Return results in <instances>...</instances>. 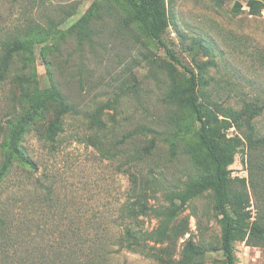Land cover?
<instances>
[{
    "label": "rangeland",
    "instance_id": "374dc122",
    "mask_svg": "<svg viewBox=\"0 0 264 264\" xmlns=\"http://www.w3.org/2000/svg\"><path fill=\"white\" fill-rule=\"evenodd\" d=\"M248 1L166 0L170 27L164 40L180 65L143 34L120 0H0L1 40L39 25L48 32L31 39L29 68L19 55L0 72V166L8 122L24 92L16 78L34 76L39 100L56 88L71 106L57 136L48 132L58 115L55 104L34 120L22 145L35 165L16 163L0 184V211L21 230L12 250L17 258L51 262L65 251L70 219L102 222L110 210V221L127 224L116 213L124 202H135L138 228L156 232L163 225L166 217L158 213L170 206L167 194L183 191L202 174L186 149L199 123L184 104V66L197 74L221 134L241 142L232 178L247 180V211L251 220L257 217L262 201L249 170L251 159L264 169V142L252 143L264 139V8L251 15ZM71 5L77 6L72 16L60 13ZM92 5L100 15L93 38L63 36ZM215 204L211 191L193 199L167 224L162 240L155 233L146 254L123 250L109 264H178L190 241L208 250L200 264H225ZM236 257L237 264H264V247L238 240Z\"/></svg>",
    "mask_w": 264,
    "mask_h": 264
},
{
    "label": "trees",
    "instance_id": "16d2710c",
    "mask_svg": "<svg viewBox=\"0 0 264 264\" xmlns=\"http://www.w3.org/2000/svg\"><path fill=\"white\" fill-rule=\"evenodd\" d=\"M130 9L132 18L139 25L143 34L164 48L167 55L174 62L183 65L175 52L166 44L164 35L170 27V19L166 10V0H120ZM248 6L251 15H259L264 8V0H249ZM68 8V7H66ZM61 8L60 13L68 17L76 13L77 6L71 5L68 9ZM236 8L242 10L241 4ZM100 17L95 5L81 16L75 25L63 36H74L80 42L91 40L95 35L93 24ZM64 21V20H62ZM61 21V22H62ZM49 28L56 27L52 21ZM40 25L28 30L22 37L0 39V72L5 73L12 66L16 56H22L26 67H30L31 58H34L33 37L46 35ZM43 31V32H42ZM29 56V57H28ZM188 75L183 87L184 104L199 123L197 138L187 145V152L195 166L202 174L191 182L183 191L177 194H167L170 204L164 212L158 215L166 217L163 225L156 232H148L138 228L134 223L138 220V210L135 202H124L118 212L119 218L130 221L127 224H118L110 221L109 211L103 214L106 221L90 220L83 225L82 221L70 219L65 234L66 243H62L65 251L55 254L47 264H109L111 256L127 250L133 253L146 254L148 243L158 232L159 239L166 235L167 224L185 208L193 199L211 191L215 196V211L221 224V251L225 264H237L236 242L247 240L256 247H264V198L257 190L264 193V169L257 162L250 160V182L255 194L262 201L258 215L254 220L247 209L250 207V198L247 190V180L233 179L231 166L236 161L237 149L240 147L239 139L227 140L221 134L222 127L213 108L202 100L199 93L200 82L195 71L184 66ZM35 82V83H34ZM18 88L24 90L18 98L19 111L8 122L7 140L1 145L4 161L0 166V184L9 175L14 165L34 166L27 151L23 148V138L29 132L34 120L45 116L51 104H55L58 115L55 122L49 125L48 132L57 136L62 132V120L70 113L71 106L56 89H52L46 101L39 100V89H33L37 84L34 76H20L16 78ZM244 125L243 122L240 123ZM255 142H264L254 140ZM236 181L238 183H236ZM41 196H37L38 199ZM235 205V210H231ZM80 215L81 209H78ZM144 214V210L141 211ZM115 215V213L113 214ZM79 218V217H78ZM138 223V222H137ZM16 230V231H15ZM20 229H16L6 211H0V264H38L33 258L16 257ZM91 237V238H89ZM204 249L190 241L183 252V258L178 264H200L199 260L207 254Z\"/></svg>",
    "mask_w": 264,
    "mask_h": 264
},
{
    "label": "built area",
    "instance_id": "2783aa9c",
    "mask_svg": "<svg viewBox=\"0 0 264 264\" xmlns=\"http://www.w3.org/2000/svg\"><path fill=\"white\" fill-rule=\"evenodd\" d=\"M263 13H264V10H263Z\"/></svg>",
    "mask_w": 264,
    "mask_h": 264
}]
</instances>
